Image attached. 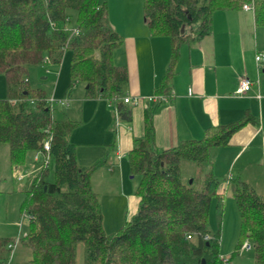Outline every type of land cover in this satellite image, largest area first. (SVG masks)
Instances as JSON below:
<instances>
[{"label":"trees","instance_id":"trees-1","mask_svg":"<svg viewBox=\"0 0 264 264\" xmlns=\"http://www.w3.org/2000/svg\"><path fill=\"white\" fill-rule=\"evenodd\" d=\"M246 1L143 0L150 32L167 34L172 42L161 85L172 77L181 43L211 32L214 10ZM253 3L256 22L264 24V0ZM122 41L109 21L106 0H0V73L6 75L9 91L0 98V142L8 143L10 162L16 165L29 160L51 133L54 162L27 180L21 211L29 214L28 230L18 237L0 235V264L11 263L19 245L30 249L20 264H76L79 242L84 243V264H203V259L205 264H223L221 229L209 223L213 198L220 216L225 199L218 190L221 177L213 168L214 152L243 125L256 121L254 116L210 126L201 138L161 148L155 144L153 105L147 106L145 133L129 151L131 172L140 176L137 210L118 231L108 233L91 181L104 160L79 163L77 145L69 139L78 121L58 110L43 87L29 83L32 65L59 64L70 49V85L80 81L87 96L117 100L128 81L127 68L113 59ZM119 112L130 117L128 109L119 106ZM184 159L199 166L192 181L182 172ZM228 187L241 214L239 245L252 240L254 264H264V193L243 179L229 181Z\"/></svg>","mask_w":264,"mask_h":264},{"label":"crops","instance_id":"crops-1","mask_svg":"<svg viewBox=\"0 0 264 264\" xmlns=\"http://www.w3.org/2000/svg\"><path fill=\"white\" fill-rule=\"evenodd\" d=\"M110 2L107 1L109 21L123 36L113 59L127 68L125 89L117 100L90 97L86 95V84L78 81L86 108L82 105L81 115L73 113L72 107L65 112L78 121L69 139L77 145L79 163L92 165L104 160L92 173L93 189L98 175L102 180L116 177L123 181L125 170L131 172L129 151L135 139L144 135L145 108L153 105L155 144L161 148L174 147L183 139L201 138L210 126L238 120L246 114L254 116L256 121L243 125L229 143L215 149L213 168L215 172L223 166L224 170L230 169L226 190L237 172L238 179L264 193V69H259L255 61L256 52L264 50V24L256 22L254 8L238 5L214 10L211 32L198 41L181 43L172 77L163 86L172 58L170 36L150 32L143 0H116L115 5ZM243 76L252 80L251 88L244 94H235ZM158 89L169 92L164 94L168 100L147 99ZM125 95L138 100L125 102ZM119 106L130 111L129 118L122 117ZM85 109L91 123L88 126H84L89 120L83 115ZM90 136L98 141L83 139ZM220 184L218 190L223 192ZM125 198L134 213L138 195Z\"/></svg>","mask_w":264,"mask_h":264},{"label":"rangeland","instance_id":"rangeland-1","mask_svg":"<svg viewBox=\"0 0 264 264\" xmlns=\"http://www.w3.org/2000/svg\"><path fill=\"white\" fill-rule=\"evenodd\" d=\"M103 1L104 0H100V2ZM106 1L111 3V0ZM112 1L115 5L116 0ZM250 12H252L251 9ZM75 20L76 11L72 10L71 25L75 24ZM188 29H191L190 26H187V30ZM71 55V50L67 49L59 64L43 63L32 65L28 73V78L31 86L43 87L49 96L55 97L56 100L61 99L60 101H54V105L58 110L70 112L69 108L72 107L74 108L72 109L73 113L81 115L80 111L82 110V105L83 107L85 106L80 97L82 85L81 83L70 85ZM8 96L7 77L4 73H0V98ZM83 115L86 119H89V113H87L86 109ZM89 121L90 119L87 120L84 126L91 124ZM83 139H85V141H98V138L95 136ZM22 163H26L23 168V173L26 174V177L20 180L17 177L16 165H12L9 159L8 143L0 142V177H5L2 180L0 179V235L18 237L28 230L29 214H22L21 206L26 196L25 184L27 183L29 178L28 175L32 168L31 158ZM50 166H54L52 158ZM229 171V168L224 170V166L216 171L218 176L221 177L220 186L223 185L224 187L225 199L223 213L220 216L217 207V198H213L209 212V223L213 229H221L220 250L222 257L224 259L226 258V260H223V264H254V248L240 252L241 214L232 190H226L225 182H227ZM182 172L185 177L191 179L192 176H196L199 173V166L193 160L184 159L182 161ZM235 173L236 176L234 178L238 179V174L237 172ZM139 179V175L133 174L128 169L125 170L123 181H119L116 177H107L106 180H102L99 175L95 179L94 189L102 204L104 214L103 224L106 232L113 233L118 231L127 217L133 214L131 209L128 208V201L125 195H128L129 198L132 194H136ZM259 192L262 193L261 191ZM117 193L120 195H117ZM28 255H30V249L19 245L10 264L23 263ZM76 264H84L83 242H79L77 246Z\"/></svg>","mask_w":264,"mask_h":264},{"label":"built area","instance_id":"built-area-1","mask_svg":"<svg viewBox=\"0 0 264 264\" xmlns=\"http://www.w3.org/2000/svg\"><path fill=\"white\" fill-rule=\"evenodd\" d=\"M243 6L245 8H254L253 0H248V1L244 2ZM255 61H256V64H257L259 69H264V50H259L256 52ZM251 85H252V80L247 76H243L240 79L238 87L234 90V93L235 94H244L245 92H247L251 88ZM146 97H147V99L153 100L154 102L168 100V96L161 94V93H154V94L148 95ZM49 98H50V101L53 103L56 100L55 97H53V96H50ZM114 99H116V98H114ZM123 99L125 102H131V101H137L138 100V99L133 100L130 95L123 96ZM60 100L61 99L56 100V101H60ZM51 140H52V134L49 133L43 139L41 148H39L33 152L32 157H31L32 168H31V171L28 175L29 177L33 176L36 173V171L40 170V168H42L43 166H49L50 165V161H51V153H50ZM25 164L26 163L16 164L17 177L20 180H22L26 177V174L23 173V168H24ZM15 244L16 243H13V246H15ZM253 247H254V243L252 242V240L247 238L240 245V252H243L245 250H250ZM224 260H226V258ZM9 263H10V261L7 264H9Z\"/></svg>","mask_w":264,"mask_h":264},{"label":"water","instance_id":"water-1","mask_svg":"<svg viewBox=\"0 0 264 264\" xmlns=\"http://www.w3.org/2000/svg\"><path fill=\"white\" fill-rule=\"evenodd\" d=\"M192 181V179H190ZM203 264H205V260L203 259Z\"/></svg>","mask_w":264,"mask_h":264}]
</instances>
